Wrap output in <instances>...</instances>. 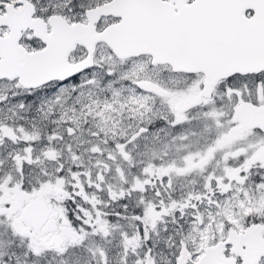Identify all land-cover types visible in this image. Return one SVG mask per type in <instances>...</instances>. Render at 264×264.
<instances>
[{"label": "snow or ice", "instance_id": "6c2138e0", "mask_svg": "<svg viewBox=\"0 0 264 264\" xmlns=\"http://www.w3.org/2000/svg\"><path fill=\"white\" fill-rule=\"evenodd\" d=\"M0 264H264V0H0Z\"/></svg>", "mask_w": 264, "mask_h": 264}]
</instances>
